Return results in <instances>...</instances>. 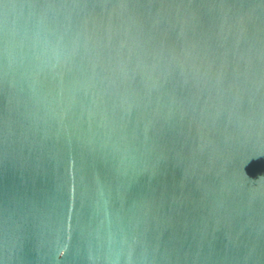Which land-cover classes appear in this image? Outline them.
<instances>
[{
	"label": "water",
	"instance_id": "1",
	"mask_svg": "<svg viewBox=\"0 0 264 264\" xmlns=\"http://www.w3.org/2000/svg\"><path fill=\"white\" fill-rule=\"evenodd\" d=\"M0 264H264V0H0Z\"/></svg>",
	"mask_w": 264,
	"mask_h": 264
}]
</instances>
